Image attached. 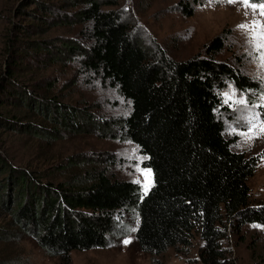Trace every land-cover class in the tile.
Here are the masks:
<instances>
[{"label":"trees","instance_id":"1","mask_svg":"<svg viewBox=\"0 0 264 264\" xmlns=\"http://www.w3.org/2000/svg\"><path fill=\"white\" fill-rule=\"evenodd\" d=\"M201 1L179 4L181 12L192 15V5ZM33 3L41 13L24 11L39 21L36 30L77 25V39L30 38L21 48L27 56L8 48L0 73V126L13 125L47 142L82 133L129 141L144 158L141 166L150 169L152 185L143 194L137 183L111 177L103 166L107 158L70 159L75 163L55 182L13 166L0 153V173L7 175L0 180V191L5 189L0 205H9L10 226L65 258L72 251L107 247L112 237L129 232L122 219L134 216L136 245L151 256V264H162L157 258L168 249L188 248L194 234L202 241V264H225L222 241L228 231L238 232L245 224L264 228V203L250 202L247 180L257 158L231 150L219 93L231 83L239 92L258 95L260 83L215 59L225 47L222 34L204 46L203 56L150 61L99 0H55L52 5L27 0L25 5ZM19 57L36 66L23 68ZM67 63L114 88L130 103V112L97 119L85 105L72 106L53 93L56 84L45 79V68ZM247 100L252 102L250 95ZM258 115L264 122V107H258ZM254 264H264V258Z\"/></svg>","mask_w":264,"mask_h":264},{"label":"rangeland","instance_id":"2","mask_svg":"<svg viewBox=\"0 0 264 264\" xmlns=\"http://www.w3.org/2000/svg\"><path fill=\"white\" fill-rule=\"evenodd\" d=\"M41 1L52 5L55 0ZM99 1L103 10L115 12L150 61H160V57H164L179 62L198 54L203 56L204 46L222 34L225 47L215 55V59L236 65L244 75L260 83L261 93L258 95L239 92L231 83L219 95L224 107L220 120L225 137L232 142L231 150L257 158L253 175L247 180L250 202L252 205L264 203V122L258 115V107H264V63L260 60L264 56V48L256 47L257 43L264 44V16L259 14V9L254 14L252 9H245L238 2L202 0L192 5V15L185 16L179 4L191 5L190 0ZM25 4L27 0H0L2 74L6 69L8 48L14 54L25 53L27 56L21 48L27 46L30 38L62 36L77 39V25H40L41 28L36 30L39 21L26 17L24 9H34L39 13L41 10L37 4ZM28 23L32 27L24 28ZM241 24L250 28L242 29L239 27ZM20 59L24 62L23 68L33 64L30 58ZM44 72L48 76L45 79L56 84L53 93L60 94L72 106L85 105L93 110L97 119H115L130 112V103L114 88L82 73L76 64L51 65ZM247 95L252 102L247 100ZM241 100L244 102L241 103ZM0 153L6 155L13 166L34 170L55 182L65 177L66 171L62 170L69 163H78L81 158L88 161L107 158L103 166L111 177L137 183L143 194L152 185V173L141 166L144 158L136 146L118 138L99 137L94 133L62 134L56 141L47 142L25 135L13 125H3L0 126ZM70 159L75 162H70ZM6 176L0 173V180ZM4 190L1 189L0 193L3 194ZM8 206L4 208L0 205V264H151V256L140 251L136 245L134 232L137 219L134 216L122 219L128 224L129 232L112 237L107 247L72 251L61 258L40 248L28 234L22 231L17 234L16 228L10 226ZM201 245L202 241L194 234L188 248L168 249L157 259L162 264H202L199 258ZM222 250L225 264L258 262L264 258V228L257 224H245L238 232L228 231L222 241Z\"/></svg>","mask_w":264,"mask_h":264},{"label":"snow or ice","instance_id":"3","mask_svg":"<svg viewBox=\"0 0 264 264\" xmlns=\"http://www.w3.org/2000/svg\"><path fill=\"white\" fill-rule=\"evenodd\" d=\"M227 2L232 3V2H238L241 4L242 7L245 9H252L253 13H256V10L259 9V14L261 16H264V0H256V2H253V0H227ZM257 27H262V25L256 24ZM240 28H250L249 25L247 24H241L239 25ZM264 35V33H262ZM257 48H264V44L257 43L256 45ZM260 60L262 63H264V56L260 57ZM243 103L244 101H240ZM264 131V129H262ZM125 243H128V241H125Z\"/></svg>","mask_w":264,"mask_h":264}]
</instances>
